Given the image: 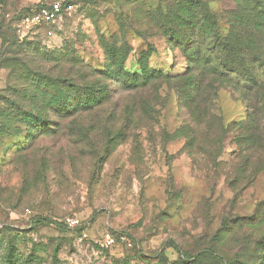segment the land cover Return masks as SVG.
Instances as JSON below:
<instances>
[{
    "label": "rangeland",
    "instance_id": "obj_1",
    "mask_svg": "<svg viewBox=\"0 0 264 264\" xmlns=\"http://www.w3.org/2000/svg\"><path fill=\"white\" fill-rule=\"evenodd\" d=\"M51 1L0 0V100L36 72L73 78L59 58L96 84L85 92L113 94L91 122L67 120L47 137L46 123L31 133L0 121V264H264V0H68L70 14L19 40L11 20ZM197 47L202 61L233 66L232 86L188 77ZM143 68L196 90L183 88V107L166 83L114 91L113 79L128 82L122 70ZM129 109L130 136L109 139ZM107 234L131 246L103 248Z\"/></svg>",
    "mask_w": 264,
    "mask_h": 264
},
{
    "label": "trees",
    "instance_id": "obj_2",
    "mask_svg": "<svg viewBox=\"0 0 264 264\" xmlns=\"http://www.w3.org/2000/svg\"><path fill=\"white\" fill-rule=\"evenodd\" d=\"M43 5H36L33 8H25L21 10L18 15L11 20L10 26L12 27L13 32L16 33V36L19 40H28L30 36H26L24 38L20 39V33L18 29L19 21L22 17L29 14L32 10H36L37 8H40ZM66 15V14H65ZM188 20V19H187ZM194 18H189V26L190 21H193ZM52 28V25L43 26L41 28L35 29L32 34H35L36 32L43 31L45 29ZM49 30L45 31V36H47V33ZM31 34V35H32ZM172 34H175V30L172 31ZM216 37V35L213 33V36L211 37V40ZM224 47V46H223ZM202 47H197L195 52V58L192 63L189 62V76L188 77H202V78H208L210 80L211 85L213 87H221L225 85L232 86L231 80L227 78L228 76H232L234 74V68L230 63L224 62L223 60H216V54L213 51L211 54L213 57H215V62H209V61H202L200 59ZM226 51H229L228 46L225 48ZM224 51V50H223ZM48 62V61H47ZM66 62V63H65ZM65 63L66 65L68 63H71L69 72L73 71L76 73L73 75V78L70 77V73L67 74H60V72L57 74V78H50L47 76H44V73L36 72L34 75L36 76H28V77H22L17 78L15 80L18 84L15 85V88H12V90H8L7 96L2 98L0 100V103L4 107V113H0V121H2L6 126L9 124L13 125H22L26 127L31 133L37 129L39 125L42 123H46L48 125V130H46V133H43L39 136L47 137L54 135L56 133L57 128L60 127V124L63 122L70 120L71 124L75 126V124L79 121L88 120L91 122L95 119L94 115L97 112V109L104 106L105 104L109 103L113 91L111 92V88L109 85L104 88V92L92 95L88 92H85L86 89L94 88L96 84L88 85V82L84 78H88L87 76H83L82 73L76 72L78 71V67L76 62L74 61H68L65 59L59 58L56 62V68H59L60 65ZM117 63L113 64L115 66ZM118 65V64H117ZM121 65V64H120ZM119 66V65H118ZM124 68V67H123ZM25 68H23L24 70ZM61 71V70H60ZM31 73V72H30ZM34 73V72H33ZM93 76V75H92ZM119 76L123 78H127L128 82L125 80H114V82L121 85V87H118L114 91L118 90H127V91H134L138 89H142L147 86H156L160 87L163 83H166L167 85H170V88L172 90H175L178 98H179V104L182 105V99L183 97V91L184 89L190 90L191 92H195L196 88L195 86H190L186 83L189 82L190 78L185 80L183 83L184 86H181L180 89L177 86V82L174 81L175 78H168L164 74H153L150 73L147 68L142 69V74L140 76H129L127 74H124L123 70L119 73ZM101 78L109 79V77L105 75H100ZM40 78V80L38 79ZM29 84V86H27ZM100 84V83H99ZM50 85H55L56 90L55 92H49L48 87ZM79 85V86H78ZM81 85V86H80ZM119 85V86H120ZM184 88V89H183ZM183 89V90H182ZM85 92L82 95L75 94L76 92ZM184 101V100H183ZM191 101V100H190ZM193 105H196L195 99L192 101ZM190 111V110H189ZM191 112H189L190 114ZM132 110H126L125 112V121L123 125L115 129V132L109 133V139L111 140H121L124 138H128L130 136V121L132 119ZM192 115V114H191ZM213 115L209 118L212 119ZM203 119L206 120V114L203 113ZM55 120L56 122H54ZM52 124H50V123ZM194 126L196 125V120H194ZM254 121L250 120V118L247 119V122L245 124L238 125L239 127H233L226 126L224 129L225 132L228 131V129H240V128H249L251 124H253ZM52 127L54 130L49 129ZM56 129V130H55ZM196 128L190 129V132L194 131ZM106 130H110V128H107ZM187 130L185 127H182L178 129L175 134H183L187 133ZM184 135V134H183ZM188 143V146H190L191 143ZM191 143V144H190ZM50 223L55 226L56 229L59 231H66L68 228L67 226L62 222L57 221H51L46 218H35L32 220L33 225H40L44 223ZM116 235V234H115ZM112 235V236H115ZM117 236V235H116ZM171 246L176 250L178 255L181 259L184 261H188L191 259H194V256H188L186 252H183L180 248L177 246L171 244ZM210 255L214 256L215 253L212 250H204L200 255Z\"/></svg>",
    "mask_w": 264,
    "mask_h": 264
},
{
    "label": "built area",
    "instance_id": "obj_3",
    "mask_svg": "<svg viewBox=\"0 0 264 264\" xmlns=\"http://www.w3.org/2000/svg\"><path fill=\"white\" fill-rule=\"evenodd\" d=\"M72 9L73 6L68 0H53L47 5H43L36 10H32L19 21L18 29L20 39L32 34L35 29L55 24L65 14H70ZM51 34V32L47 33L48 36H51ZM65 225L67 228H76L80 226V221L78 219H70L65 222ZM117 244H121L126 247L131 246L130 241L124 235L112 236L107 234L104 238H102L101 242H99V245L103 248H112Z\"/></svg>",
    "mask_w": 264,
    "mask_h": 264
}]
</instances>
